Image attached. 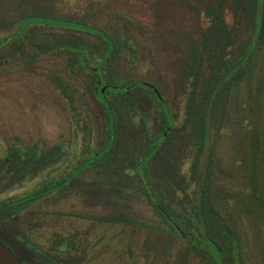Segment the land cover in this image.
<instances>
[{
  "label": "trees",
  "instance_id": "obj_1",
  "mask_svg": "<svg viewBox=\"0 0 264 264\" xmlns=\"http://www.w3.org/2000/svg\"><path fill=\"white\" fill-rule=\"evenodd\" d=\"M5 1L4 6L22 8L17 17L9 16L16 30L10 35L19 54L15 59L18 70L63 51L73 76L78 72L91 78L106 127L101 148H86L90 156L68 172L67 179L14 205L4 204L8 211L0 220L15 219L85 169L104 164L106 168L119 167L121 184L135 180L168 224L167 229L154 225L153 230L185 236L188 248L206 264H245L238 224L223 208L233 206L235 214L247 215L258 225L257 236L264 245L259 236V227L264 228V0H199L205 26L199 37H188L180 82L181 107L177 111L155 82L118 81L107 75L106 67L116 58L125 56L128 65L135 63L138 43L130 35L110 36L81 19L60 17L65 0ZM3 22L0 20V30L8 27ZM5 44L6 37L0 34V48ZM51 79L72 107L77 135L81 120L71 97V92H77L67 79L55 75ZM145 96L155 101V113L143 108ZM152 120H156V126L151 125ZM171 137L178 139L184 150L180 164L175 151L166 149ZM225 139L233 154L228 166L238 173L243 186L240 189H227L220 181L222 174H229L217 152ZM175 146L180 153L182 148ZM69 152L62 140L47 149L37 144L26 147L16 139L7 157L0 160V173L9 177L0 194L26 181L33 170L41 172L54 166ZM197 182L201 188L195 203L190 191ZM199 216L201 236L196 233L195 218ZM103 221L134 225L122 216ZM41 256L47 263L57 264Z\"/></svg>",
  "mask_w": 264,
  "mask_h": 264
},
{
  "label": "rangeland",
  "instance_id": "obj_2",
  "mask_svg": "<svg viewBox=\"0 0 264 264\" xmlns=\"http://www.w3.org/2000/svg\"><path fill=\"white\" fill-rule=\"evenodd\" d=\"M5 2L0 0V20L8 25L0 30L6 37V44L0 48V160L7 157L16 139L26 147L37 144L47 149L62 140L70 152L54 166L41 172L33 170L26 181L0 194V219L8 211L4 204L14 205L39 191L54 189L67 179V173L90 156L86 148H101L106 127L91 78L78 72L73 76L63 51L43 56L32 66L18 70L15 59L19 54L10 35L16 30L9 16L17 17L22 8L4 6ZM200 7L199 0H65L59 16L81 19L110 36L126 33L133 37L138 43L135 63L128 65L125 56L116 58L106 67L107 75L118 81L155 82L173 111H177L181 107L180 82L188 37H199L205 26ZM52 75L70 81L77 92H71L81 120L77 135L72 107ZM141 104L147 111L156 112L153 99L145 96ZM151 125L156 126V120ZM211 141L212 137L203 157L202 172ZM166 145L167 151H175L179 164L183 162L179 140L171 137ZM175 145L182 148L180 153L173 148ZM218 150L224 159L223 168L229 173L220 176L221 183L227 189L242 188L238 173L228 166L233 157L230 142L225 139ZM119 172V167L106 168L104 164L85 169L64 188L39 199L15 219L0 220V241L24 264H52L41 255L57 264H206L188 248L185 236L152 229L154 225L167 229L168 224L135 180L131 179L133 183L129 185L121 184ZM8 178V174L0 173L1 188L7 185ZM200 188L197 182L190 191L195 203ZM171 200L182 206L177 199ZM223 210L234 215L238 224L245 264H264L258 225L247 215L235 214L233 206ZM112 216L132 220L134 225L103 221ZM195 223L196 233L201 236L200 216ZM259 229L264 240V228Z\"/></svg>",
  "mask_w": 264,
  "mask_h": 264
},
{
  "label": "water",
  "instance_id": "obj_3",
  "mask_svg": "<svg viewBox=\"0 0 264 264\" xmlns=\"http://www.w3.org/2000/svg\"><path fill=\"white\" fill-rule=\"evenodd\" d=\"M106 88L102 89L105 93ZM0 264H23L20 259L3 243L0 242Z\"/></svg>",
  "mask_w": 264,
  "mask_h": 264
},
{
  "label": "flooded vegetation",
  "instance_id": "obj_4",
  "mask_svg": "<svg viewBox=\"0 0 264 264\" xmlns=\"http://www.w3.org/2000/svg\"><path fill=\"white\" fill-rule=\"evenodd\" d=\"M5 245V244H4ZM7 247V246H6ZM18 257V256H17ZM19 258V257H18ZM20 259V258H19ZM20 261L24 264V262L20 259Z\"/></svg>",
  "mask_w": 264,
  "mask_h": 264
}]
</instances>
